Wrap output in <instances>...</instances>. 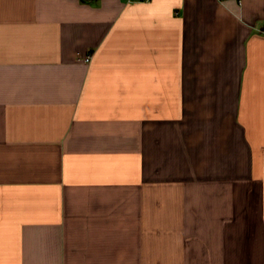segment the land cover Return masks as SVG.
Listing matches in <instances>:
<instances>
[{
    "label": "crops",
    "instance_id": "1",
    "mask_svg": "<svg viewBox=\"0 0 264 264\" xmlns=\"http://www.w3.org/2000/svg\"><path fill=\"white\" fill-rule=\"evenodd\" d=\"M0 264H264V0H0Z\"/></svg>",
    "mask_w": 264,
    "mask_h": 264
},
{
    "label": "built area",
    "instance_id": "2",
    "mask_svg": "<svg viewBox=\"0 0 264 264\" xmlns=\"http://www.w3.org/2000/svg\"><path fill=\"white\" fill-rule=\"evenodd\" d=\"M129 1H147V0H129ZM85 60L89 61L90 60V55L86 56Z\"/></svg>",
    "mask_w": 264,
    "mask_h": 264
}]
</instances>
